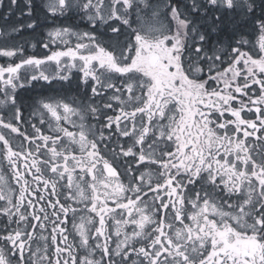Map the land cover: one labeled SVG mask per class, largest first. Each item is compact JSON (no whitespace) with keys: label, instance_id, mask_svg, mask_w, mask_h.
<instances>
[{"label":"snow or ice","instance_id":"obj_1","mask_svg":"<svg viewBox=\"0 0 264 264\" xmlns=\"http://www.w3.org/2000/svg\"><path fill=\"white\" fill-rule=\"evenodd\" d=\"M26 6L61 25L0 42V264H264V0Z\"/></svg>","mask_w":264,"mask_h":264},{"label":"rangeland","instance_id":"obj_2","mask_svg":"<svg viewBox=\"0 0 264 264\" xmlns=\"http://www.w3.org/2000/svg\"><path fill=\"white\" fill-rule=\"evenodd\" d=\"M37 3L41 4V7L47 2V0H36ZM9 0H3V6L6 9V13L0 16V23L2 24L3 33L5 35H0V42L7 41L9 44H17L25 49L34 51L41 48L40 41H48L47 33L52 30L53 27H59L61 25V20L56 19L53 22L51 14H48V18L45 19L42 12L35 13L34 15L39 16L37 21V28L35 30L29 29L26 25L32 20L28 17V8L26 6V0H17L16 5L13 8L7 9ZM183 3H188V0H183ZM22 5V6H21ZM79 22V21H77ZM71 23V22H69ZM18 29V31H13V29ZM231 25H228V30L230 31ZM80 30H86V27L81 24ZM35 44L36 47L33 48L32 45ZM53 47V48H52ZM51 50H57L56 44H50ZM47 50L40 49L39 52H44ZM1 61V60H0ZM4 62V61H3ZM67 84V82H64ZM112 225V221L110 222Z\"/></svg>","mask_w":264,"mask_h":264},{"label":"flooded vegetation","instance_id":"obj_3","mask_svg":"<svg viewBox=\"0 0 264 264\" xmlns=\"http://www.w3.org/2000/svg\"><path fill=\"white\" fill-rule=\"evenodd\" d=\"M259 11V10H258ZM6 13V9L3 7V6H1L0 7V16H3L4 17V14ZM0 32H4L3 31V28H2V24L0 23ZM53 48V47H52ZM40 49H42V48H39V50ZM39 50H35L34 49V51H32V50H29V49H25V55H33V54H39V55H44V53L46 52V51H44V52H39ZM3 63V60H1L0 61V64H2ZM65 87H67V84L65 83ZM69 95H72V96H74L75 95V92L74 91H71V92H69ZM28 115V113L26 112L25 113V116H27ZM31 119V118H30ZM32 122H35V120L33 119L32 120ZM7 178V177H6ZM110 222H111V220H109L108 221V223H109V225H110ZM70 227V226H69ZM45 235H46V233H45ZM70 239H72V237L70 236Z\"/></svg>","mask_w":264,"mask_h":264},{"label":"trees","instance_id":"obj_4","mask_svg":"<svg viewBox=\"0 0 264 264\" xmlns=\"http://www.w3.org/2000/svg\"><path fill=\"white\" fill-rule=\"evenodd\" d=\"M22 6V5H21ZM13 8V6L11 7ZM7 9H9V7L7 6ZM14 9V8H13ZM225 38H227V32L225 33Z\"/></svg>","mask_w":264,"mask_h":264}]
</instances>
